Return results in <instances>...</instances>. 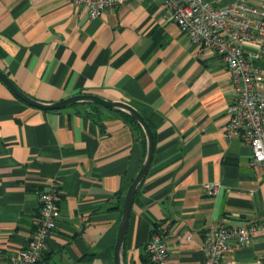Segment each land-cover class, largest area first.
<instances>
[{
  "label": "crops",
  "instance_id": "obj_1",
  "mask_svg": "<svg viewBox=\"0 0 264 264\" xmlns=\"http://www.w3.org/2000/svg\"><path fill=\"white\" fill-rule=\"evenodd\" d=\"M162 9L161 0H130L92 18L70 0H0V67L37 100L97 94L129 102L151 124L155 153L133 200L126 264H151L145 245L154 231L178 264H202L207 228L253 222L262 231L232 245L222 264H264V169L249 145L225 134L237 95L230 73ZM256 64L264 71V56ZM88 103L41 109L0 80V264L27 245L38 190L50 186L61 214L37 264H116L146 135L124 113Z\"/></svg>",
  "mask_w": 264,
  "mask_h": 264
},
{
  "label": "built area",
  "instance_id": "obj_2",
  "mask_svg": "<svg viewBox=\"0 0 264 264\" xmlns=\"http://www.w3.org/2000/svg\"><path fill=\"white\" fill-rule=\"evenodd\" d=\"M87 8L92 18L130 0H70ZM163 18L175 22L181 33L224 60L237 93L230 103L227 137H240L252 148V163L264 169V71L256 59L264 56V2L236 0L216 6L211 0H161ZM248 46L254 47L249 49ZM216 186L206 185L210 194ZM40 211L26 246L9 255L5 264H37L58 224L61 195L53 186L38 190ZM262 231L258 223H221L204 232L202 264H222L232 245L243 246ZM191 238V235H189ZM151 264H178L162 235L154 231L145 245Z\"/></svg>",
  "mask_w": 264,
  "mask_h": 264
},
{
  "label": "water",
  "instance_id": "obj_3",
  "mask_svg": "<svg viewBox=\"0 0 264 264\" xmlns=\"http://www.w3.org/2000/svg\"><path fill=\"white\" fill-rule=\"evenodd\" d=\"M0 80H2L12 91L13 93L19 97L21 100L26 102L29 105L47 109V110H54V109H61L66 106L78 103V102H90L99 105H103L107 108L114 109V110H123L133 116L143 127V130L146 135V155L145 159L138 171L137 175L134 177L132 182L130 183L127 192L125 194L123 208H122V216L119 224L118 229V236L115 243L114 249V257L116 264H126L124 259V241L127 235V230L130 221L131 209L133 200L137 191L139 184L147 175L149 168L152 164L154 153H155V138L152 127L144 117V115L132 104L126 101H112L106 99L100 95L92 94V93H80L76 95H72L62 100L53 101V102H45L37 100L26 92H24L9 76L8 74L3 71L0 67Z\"/></svg>",
  "mask_w": 264,
  "mask_h": 264
},
{
  "label": "trees",
  "instance_id": "obj_4",
  "mask_svg": "<svg viewBox=\"0 0 264 264\" xmlns=\"http://www.w3.org/2000/svg\"><path fill=\"white\" fill-rule=\"evenodd\" d=\"M85 103V102H84ZM91 107H92V110L94 111V110H97V108L100 106L99 104H95V103H88ZM118 111H120V112H122V113H124V115L126 116V118L127 119H129L132 123H134L137 127H138V129L145 135V132H144V130H143V127L140 125V123L133 117V116H131L129 113H127L126 111H123V110H118ZM147 120V119H146ZM148 121V120H147ZM148 123H149V121H148ZM150 124V123H149ZM150 126H151V124H150ZM152 127V126H151ZM146 141V140H145ZM147 255V254H146ZM146 261L147 262H149V263H151L150 262V260H149V258H148V256H146Z\"/></svg>",
  "mask_w": 264,
  "mask_h": 264
}]
</instances>
